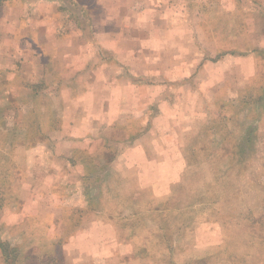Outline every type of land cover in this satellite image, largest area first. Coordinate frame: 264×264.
Listing matches in <instances>:
<instances>
[{
  "label": "rangeland",
  "instance_id": "1",
  "mask_svg": "<svg viewBox=\"0 0 264 264\" xmlns=\"http://www.w3.org/2000/svg\"><path fill=\"white\" fill-rule=\"evenodd\" d=\"M142 1L156 5L153 0H100L97 20L117 17L129 28L125 32L136 37L142 35L136 27L154 21L157 33L162 32L155 35L168 48L167 80L190 76L192 82L168 84V110L173 111L163 115L166 120L155 119L144 143L118 148L104 137L108 142L99 140L97 149L80 144L76 162L81 163L73 166L77 170L93 157L105 155L112 161L117 151L119 156L111 166L100 157L95 163L94 178H106L95 183L103 184L102 211L69 213L72 225L66 233L58 226L53 231L71 239L63 251L67 264H264V18L258 19L247 0L250 15L242 18L236 0H215L209 5V21L197 6L205 0H166L142 19ZM228 8L234 15L224 18ZM12 43L7 40L5 45ZM223 53L228 54L214 61ZM1 76L13 82L9 72ZM11 82L0 85V175H14L12 185L19 188L17 173L30 163L19 160L21 168L17 166L19 146L15 149L12 142L28 146L42 140L36 128L47 123L48 110L61 115L63 102L54 95L52 103L44 99L38 106L28 95L30 89ZM32 112L42 115L36 118ZM32 151L46 164L40 148ZM67 163L54 167L56 178L66 173L60 186L77 189L81 182L73 179ZM36 229L22 227L11 237L8 229L0 228V239L21 253L9 263L26 264L23 255L30 249L39 256L37 264H44L43 256L52 250L61 254L62 248L51 249L47 234ZM26 234L34 238L33 244L13 246ZM98 250L103 253L95 255Z\"/></svg>",
  "mask_w": 264,
  "mask_h": 264
},
{
  "label": "crops",
  "instance_id": "2",
  "mask_svg": "<svg viewBox=\"0 0 264 264\" xmlns=\"http://www.w3.org/2000/svg\"><path fill=\"white\" fill-rule=\"evenodd\" d=\"M99 1L0 0V85L6 86L11 82L1 76V72L3 75L9 72L14 84L17 82L31 90L28 95L36 105L41 106L44 99L47 105L52 103L54 95L57 96L55 99L63 102L61 115L48 110L47 123L36 128L35 134L42 136V140L28 142V146L17 140L12 142L15 149L19 146L14 156L17 166L21 168L19 160L30 163L17 173L20 187H13L16 181L14 175L9 178L0 175V228L8 229L11 237L19 233L22 227L36 231L38 228L45 232L47 235L43 236L50 239L51 249H62L61 254H55L52 250L43 256L46 258L44 264L68 263L63 251L71 239L66 240V235L53 232L56 226L62 234L65 228H70L72 224L67 214H95L102 211L100 200L103 184L97 186L95 183L103 182L106 178L100 176L99 180V176H93L100 155L96 156L97 160L93 157L82 161V169H75L73 166L81 163L76 162L80 144L85 145L87 150L88 147L97 149L100 147L98 141L104 140L105 145L109 141L112 142L109 146L115 144V147L123 148L127 143L131 145L143 140L145 134H150L155 128V119L166 120L164 116L169 117L168 114L172 113L173 110H168L170 104L167 103L171 101L166 90L168 84L173 86L172 83L176 84L182 79L176 75L174 80H167L171 75L167 74L165 68L168 48L155 35L158 27L154 21L135 28L142 35H128L124 28L128 31L129 28L122 26L125 21L117 17L104 23L97 20L102 5ZM153 1L155 7L142 1V19L148 16V12L157 10V3L166 0ZM223 1L234 3L233 0ZM247 1L259 15L258 19H263L264 0ZM212 2L215 0L197 2L198 8L207 14L206 21L211 17L209 5ZM235 4L238 18L250 15L251 10L244 6L247 5L245 0H236ZM232 11L231 8L223 11L224 18L226 15L233 16ZM161 33L159 31L157 34L160 36ZM7 40L13 42L12 45L6 46ZM155 46L158 47L152 49ZM227 54H220L217 58ZM173 59L177 60V57ZM133 62L137 67L134 68ZM171 68H175V65ZM176 70L174 72L177 73ZM190 78L184 77L181 84L191 83ZM134 97L137 98L135 101ZM22 100L25 101L24 98ZM41 115L32 112L36 118ZM104 137H108V141ZM128 145L126 147L130 148ZM50 147L52 150L48 151ZM37 148L41 149L46 164H42L38 154L33 153L32 150ZM118 156L117 151L112 161L105 155H101L100 159L111 166L117 162ZM61 162H68L67 166L74 171L73 179L81 182L77 189H71V185L69 188L60 186L62 178L68 176L65 173L61 178H56L54 167ZM8 181H11L10 184ZM36 185H40L41 189L38 190ZM94 185L96 188L92 187ZM13 207L16 209L12 210ZM58 212L60 217L57 218ZM27 234L13 246L33 244L34 238L27 237ZM0 242L5 243V240L0 239ZM11 242L7 243L12 245ZM101 252L98 250L95 255ZM24 254L26 264H37L39 256L36 251L30 249ZM20 256L21 253L16 251L15 258L10 256L9 260L19 259ZM81 256L82 253L80 261ZM4 259L7 264L8 256L0 254V264H5Z\"/></svg>",
  "mask_w": 264,
  "mask_h": 264
},
{
  "label": "trees",
  "instance_id": "3",
  "mask_svg": "<svg viewBox=\"0 0 264 264\" xmlns=\"http://www.w3.org/2000/svg\"><path fill=\"white\" fill-rule=\"evenodd\" d=\"M219 58V57H218ZM217 58V59H218ZM8 244H6V243H2V242H0V248L1 249H3V251H4V254L6 255V256H8V260H7V264H11V263H9L10 262V260H9V257L10 256H12L13 258H15V255H16V250L15 249H13L12 250V248L11 247H9V246H7Z\"/></svg>",
  "mask_w": 264,
  "mask_h": 264
}]
</instances>
